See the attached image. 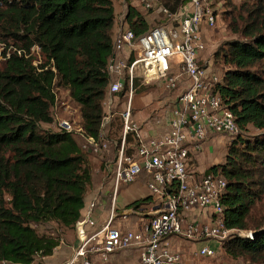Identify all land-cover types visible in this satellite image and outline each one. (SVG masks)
I'll return each mask as SVG.
<instances>
[{"label":"trees","instance_id":"obj_1","mask_svg":"<svg viewBox=\"0 0 264 264\" xmlns=\"http://www.w3.org/2000/svg\"><path fill=\"white\" fill-rule=\"evenodd\" d=\"M218 1L236 38L220 43L212 61L223 68L217 88L238 133L227 143L224 161L205 173L226 182L225 226L252 233L230 237L225 253L240 260L236 264H264V0H244L238 7L232 0ZM124 2L128 30L135 38L148 34V21L131 0ZM187 3L160 0L159 6L176 14ZM114 24L112 0H0V40L26 53L37 46L43 58L34 66L33 59L6 52L7 47L0 52V264H45L60 241L39 235L33 226L70 229L84 214L92 185L87 155L73 135L41 125L53 122L54 88L64 87L80 107L84 133L100 139L107 67L116 53ZM168 24L163 18L159 25ZM128 89L125 81L117 95ZM249 126L259 133L245 135ZM131 135L125 136L128 155L134 148L127 145L137 143ZM151 201L141 197L125 208L139 210Z\"/></svg>","mask_w":264,"mask_h":264},{"label":"built area","instance_id":"obj_2","mask_svg":"<svg viewBox=\"0 0 264 264\" xmlns=\"http://www.w3.org/2000/svg\"><path fill=\"white\" fill-rule=\"evenodd\" d=\"M139 1V6L149 11L157 0ZM206 1L188 0L176 14L160 6L159 13L170 23L152 28L148 34L139 38H135L128 29L117 32L115 52L125 47L129 52L124 59L110 63L107 67L110 77L108 95L119 94L125 81L128 93L133 94L134 79H138L137 74L141 79L147 74V64H155L160 59L171 60L177 56L176 65L181 73L177 117L172 130L164 127L154 133L151 131V137L144 142L139 140L135 129H130L139 147L135 154L128 155L125 136L131 113L126 110L121 114L126 127L116 146L114 160L113 155L106 162L103 172V178L111 181L110 212L104 223L97 225L92 217L96 199L86 205L82 218L74 226L76 247L71 258L64 264H93L94 257L104 262L108 256L129 248L138 250L139 264H183L181 253L172 247L173 239L184 237L194 242L217 243L236 231L228 229L224 223L221 197L226 187L225 180L213 173L199 174L195 169V155L201 151L207 132L229 137L238 133L235 117L223 106L217 88L221 77L208 74L205 50L209 42L202 35L201 28L213 29L215 16L204 7ZM171 26L174 29L163 34ZM177 39L178 44L175 43ZM15 51L19 56L33 59L34 66L41 63L34 58V53L40 57L37 46L31 48L29 53L14 48ZM52 70L55 72L54 68ZM54 95L53 106H56L57 95ZM58 127L73 136L78 135L84 140L83 147L95 154L111 150L112 144L104 140L101 134L100 139L95 141L84 133L78 123L73 125L62 119ZM140 178H143L148 196L152 198L150 213L145 222L140 221L130 229L121 230L117 228L120 224L115 223L117 215L114 213L120 209L116 204L119 190L135 184ZM134 211L123 210L119 214L126 220L131 212L138 214ZM193 212L206 217L197 220L190 216ZM245 235L251 237L252 233ZM195 253L209 257L215 254V250L205 246Z\"/></svg>","mask_w":264,"mask_h":264},{"label":"rangeland","instance_id":"obj_3","mask_svg":"<svg viewBox=\"0 0 264 264\" xmlns=\"http://www.w3.org/2000/svg\"><path fill=\"white\" fill-rule=\"evenodd\" d=\"M119 1L120 0H114L113 3L117 14V19L121 22L127 5L123 2L119 3ZM243 1L244 0H232V3L236 7H238L243 3ZM139 2V0H131L132 5L136 7L138 6V8L143 10V17L149 22L152 28L160 27V21L163 20V16L161 14H158L160 0H157L156 3H153V9L149 11L144 10L142 7H139ZM203 5L205 8L212 11L215 16V27L213 29L209 30L205 27L201 28L202 35H204V37L209 42V45L205 50V60H207L208 74L220 78L222 77L223 68L221 66L213 64V50H216L217 46L223 41L235 39L236 35L232 34L228 29L229 18L225 12V8H223L222 2H219L218 0H207L203 3ZM178 41V39L177 41L175 40V43L178 44ZM6 47V52H13L14 48H20L10 42H4L0 40V52ZM34 58L37 62H43L41 54L40 57H38L36 56V53H34ZM177 60V56H173L171 60L160 59L155 64H147V74L144 75L142 79L137 74L136 78H138L139 80L138 86L134 88L133 94L131 95L126 91L125 95L121 97L118 95L109 96L108 89L106 90L105 98L103 101L105 116L102 122V133L105 134V138L112 144L110 150V152H112L109 153L110 158H112V156L114 155L112 161L115 158L116 146L120 142V139L123 136L124 128L126 127L125 121H123L121 117V114L124 113V111L130 110L131 116L130 119L127 120V126L129 128L128 133H131V138L135 137L136 141L137 138L134 135L133 131H130V129H135V132L139 134V140L142 141V133L140 132L144 131L145 128H150L149 132L152 131L154 133L155 130H158L160 128L162 130L165 127L167 130H169L173 126L177 117V102L178 97L180 96V94H178V90L181 80V73L179 72L178 66L176 65ZM3 63L4 59L2 55H0V68H2ZM54 93L57 95V105L53 106L51 109L53 122L48 125L42 124L41 128L43 130H50L53 132L59 131L58 123L62 119L70 121L73 125L76 123L80 125L82 123L80 117V107L74 101H72L71 98H69L67 89L64 87H57L54 88ZM109 102L111 103L110 106H108ZM258 133L259 132L257 130L249 126L248 131L245 132V135L253 136ZM74 136V139L78 143L81 150L86 153L89 167L92 172L93 184L89 187L88 194H91L93 192L94 186L99 184L98 188H100V191L94 197L96 199L95 208L99 207V210H103L101 212L107 213L110 207V199L112 193V189H110L107 184H109L111 181L110 179L105 180L103 178V172L107 164V160H100L102 158H106L107 153L95 154L89 148L85 149L83 147L84 140H82L78 135ZM234 137L235 136L229 137L222 135L207 137L203 144L202 152L199 156L201 167L206 168L207 166L222 163L226 155V144ZM138 147V141L137 143L131 142V144L127 145V148H135V150ZM95 160L97 161L95 162ZM128 187L129 186H124L119 190L116 204L117 207H120V209H117L114 212L115 215H117L115 223L120 224V226H118L117 228H120L121 230L130 229L137 222H145V220L148 218V213H150V209L153 204L151 201L149 204L142 206L138 211L133 210L138 214H134L131 212L128 218L124 220L119 214L120 211L130 210L126 209L125 205L130 201L138 198V196H140L141 194V191H138L133 187H130L128 190H126V192L122 193V191ZM141 190L143 191V188ZM105 192H107V194ZM142 197L146 196L143 195ZM88 203H86V205ZM106 217L107 215L104 217L105 220ZM33 227L36 229L39 235L50 236L58 239L59 241H63L64 243H66L67 241L69 244L75 245L76 238L74 234V228H63L56 223H44ZM245 232L246 231L236 230L224 240L217 241V243L211 242L206 244L201 242H194V240L192 239L183 237L180 239H173L171 241V244L175 250L181 253L183 264H236L240 262V260L234 261L233 259H231L225 253L223 245L226 240L234 235L245 236ZM205 246L214 248L215 254L209 257H201L196 255L195 252H199V250ZM125 254L126 256L129 255L130 257H133V260H135V258H138V250L136 248L120 250L113 255L116 260H119V257ZM92 260L93 264H119L116 261H114L113 263L111 262L113 260L112 256H108V258L104 262L102 260H99L98 257H94L92 258ZM136 261H127L126 264H139L138 259ZM49 263L52 262L49 261Z\"/></svg>","mask_w":264,"mask_h":264},{"label":"crops","instance_id":"obj_4","mask_svg":"<svg viewBox=\"0 0 264 264\" xmlns=\"http://www.w3.org/2000/svg\"><path fill=\"white\" fill-rule=\"evenodd\" d=\"M112 2H114V0H112ZM125 3L124 2V0H120L119 1V3ZM113 6H114V3H113ZM134 6V5H133ZM142 15H143V10L142 9H140V8H138V6L136 7V6H134ZM140 7V6H139ZM114 11H115V24H114V28H113V31H114V36H113V41H115V37H116V34H117V32L118 31H120V30H122V31H127V25H126V23H125V21H124V18H125V15H126V11L124 12V14H123V16H122V19H121V22L117 19V14H116V10H115V6H114ZM158 14L160 15V13L158 12ZM149 23V22H148ZM151 27V26H150ZM151 29H152V27H151ZM215 51V49L213 50V52ZM128 48H124L123 50H121V51H118V52H116L115 53V56H113V58H112V61H110V63L111 64H113V63H116V62H118L119 60H122V59H124V57H126L127 55H128ZM212 52V53H213ZM211 53V54H212ZM149 130H150V128H145L144 129V131H142V132H140V133H142V138H143V140L142 141H144V140H148L149 139V136L151 135V131L149 132ZM217 134H214V133H212V132H207V134H206V137H205V139L203 140V142H202V144H201V151H199V152H197L196 153V155H195V163H196V167H195V169H196V172L197 173H199V174H202V173H205L206 172V170H208L211 166H213V165H211V166H207L206 168H202L201 167V164H200V161H199V156H200V154H201V152H202V147H203V144H204V142H205V140H206V138L207 137H210V136H216ZM101 137L104 139V140H107L106 138H105V134L104 133H102L101 132ZM151 137V136H150ZM107 141H109V140H107ZM138 141V140H137ZM145 141V142H146ZM109 144H110V141H109ZM227 145V144H226ZM112 152V151H111ZM110 151H108V152H105V153H107L106 154V158H102V159H100L101 161H104V160H107L108 161V159H110V157H109V153H111ZM102 153H104V152H102ZM132 154H135V148H134V151L132 152ZM132 154H129V155H132ZM108 158V159H107ZM97 160H95V162H96ZM217 165V164H216ZM101 179H102V177H101ZM100 181V180H99ZM92 184H93V177H92ZM107 184V183H106ZM98 185L99 184H97V185H95L94 186V189H93V192L91 193V194H88V191H87V194H86V197H85V200H84V202H85V205H86V203H88V202H91L92 201V199L95 197V195L96 194H98V192L100 191V188H98ZM108 185V187L111 189V184L109 183V184H107ZM100 187V186H99ZM136 188L138 191H141V194H140V196H138V198H141L143 195L144 196H148V191L146 190V186H145V184H144V180H143V178L142 179H139L138 180V182H136L135 184H133V185H131V186H129L128 188H126V189H124L123 191H122V193L123 192H126V190H128L129 188ZM143 188V191L141 190ZM106 194H107V192H105ZM138 198H136V199H138ZM88 200V201H87ZM135 200V199H134ZM133 201V200H132ZM131 202V201H130ZM128 204V203H127ZM124 205V204H123ZM122 205V206H123ZM99 207H97V208H94V210H93V214H92V217L94 218V220H95V222H96V224H97V222H98V224L97 225H102L103 223H104V221H105V219H104V217L107 215L108 216V214H109V212H110V207H109V209H108V211H107V213H103V212H101V211H103L102 209L101 210H99L98 209ZM190 216H194L197 220H203V219H205V215L204 214H199V213H196V212H193ZM107 218V217H106ZM201 243H206V242H201ZM206 244H208V243H206ZM75 247H76V239H75V245H71V244H69L67 241H66V243H64L63 241H60V244H59V246L54 250V252H53V255L52 256H50V257H48V258H46L45 260H44V262H45V264H64L66 261H68L70 258H71V256H72V254H73V250L75 249ZM112 258H113V260L111 261L112 263L114 262V261H116L117 263H119V264H126L127 263V261H136L137 259L135 258V260H133V257H130L129 255L128 256H126V254L125 255H123V256H121V257H119V260H116V258L114 257V255H112ZM49 261H51L52 263H49ZM137 262V261H136Z\"/></svg>","mask_w":264,"mask_h":264},{"label":"bare ground","instance_id":"obj_5","mask_svg":"<svg viewBox=\"0 0 264 264\" xmlns=\"http://www.w3.org/2000/svg\"><path fill=\"white\" fill-rule=\"evenodd\" d=\"M174 29V27L173 26H171V27H168L167 29H165L164 31H163V34H167L168 32H171L170 30H173ZM143 84V83H142Z\"/></svg>","mask_w":264,"mask_h":264}]
</instances>
